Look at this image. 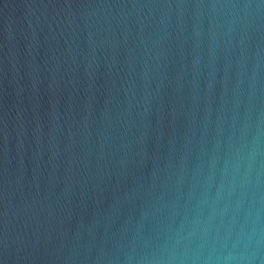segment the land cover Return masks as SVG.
<instances>
[{"label":"water","instance_id":"95a60500","mask_svg":"<svg viewBox=\"0 0 264 264\" xmlns=\"http://www.w3.org/2000/svg\"><path fill=\"white\" fill-rule=\"evenodd\" d=\"M258 4L0 0V264H264Z\"/></svg>","mask_w":264,"mask_h":264},{"label":"clouds","instance_id":"9594fccd","mask_svg":"<svg viewBox=\"0 0 264 264\" xmlns=\"http://www.w3.org/2000/svg\"><path fill=\"white\" fill-rule=\"evenodd\" d=\"M261 6H264V0H261V4L255 5V7H261ZM233 7H236V5H233ZM240 7L249 8V7H253V5L244 4V5H240Z\"/></svg>","mask_w":264,"mask_h":264}]
</instances>
